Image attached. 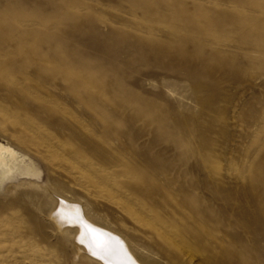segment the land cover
<instances>
[{"label": "rangeland", "instance_id": "rangeland-1", "mask_svg": "<svg viewBox=\"0 0 264 264\" xmlns=\"http://www.w3.org/2000/svg\"><path fill=\"white\" fill-rule=\"evenodd\" d=\"M0 143L41 171L0 264L82 262L53 178L161 264H264V0H0Z\"/></svg>", "mask_w": 264, "mask_h": 264}, {"label": "bare ground", "instance_id": "bare-ground-1", "mask_svg": "<svg viewBox=\"0 0 264 264\" xmlns=\"http://www.w3.org/2000/svg\"><path fill=\"white\" fill-rule=\"evenodd\" d=\"M16 155L15 150L0 143V184L17 176L23 179V184L32 181L37 184L41 171L34 165L21 163ZM21 198L38 217L43 215L50 219L54 230L63 234L61 239L72 240L77 252L82 253L79 264H161L150 251L132 245L107 217L90 213L56 178L40 189H25Z\"/></svg>", "mask_w": 264, "mask_h": 264}]
</instances>
